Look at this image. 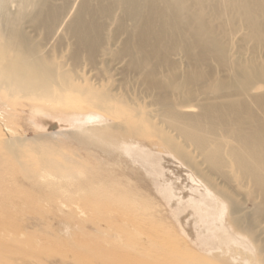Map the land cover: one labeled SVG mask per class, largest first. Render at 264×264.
I'll list each match as a JSON object with an SVG mask.
<instances>
[{
	"label": "bare ground",
	"instance_id": "bare-ground-1",
	"mask_svg": "<svg viewBox=\"0 0 264 264\" xmlns=\"http://www.w3.org/2000/svg\"><path fill=\"white\" fill-rule=\"evenodd\" d=\"M1 9L0 104L72 115L110 149L147 141L167 155L159 180L190 241L216 243L186 255L134 222L119 244L75 236L85 254L70 253L76 264H264V0H3ZM40 164L65 196L59 212L114 199L71 182L80 176L71 166ZM10 193L24 196L0 183V213L14 205ZM14 225L0 221V264L48 255Z\"/></svg>",
	"mask_w": 264,
	"mask_h": 264
},
{
	"label": "rangeland",
	"instance_id": "rangeland-1",
	"mask_svg": "<svg viewBox=\"0 0 264 264\" xmlns=\"http://www.w3.org/2000/svg\"><path fill=\"white\" fill-rule=\"evenodd\" d=\"M1 6L3 0H0V21ZM23 25L28 35V25ZM5 102L9 107L0 104L3 114L0 116V183L7 181L24 196L8 194L15 202L9 211L0 213L6 214L0 215V221L12 220L15 227L27 231L28 247L44 244L50 248L46 256L28 258V264H76L70 257V253L81 254L75 236L91 247L102 239L119 244L118 231H131L134 222L141 229L162 236L186 255H208L211 251L208 247L215 249L216 243H192L190 235L182 229L184 215L175 212L161 187V160L166 154L147 141H135L120 150L110 149L79 133L72 115L45 116L46 111L37 114L35 111L40 106L19 98ZM46 160L78 171L80 176L71 182L87 193L101 192L114 199L102 200L100 211L87 209L86 214L73 216L65 214L66 209L59 212L57 202H65V196L42 180L45 173L41 172L40 163ZM56 183L62 182L57 180L52 184ZM43 194H52V199L43 198ZM26 195L28 204L24 205L21 201ZM256 203L247 204L246 210ZM121 205L129 209L126 214H118ZM98 253L107 256L102 251ZM109 253L112 258L116 252ZM64 257L67 259L63 260ZM93 261L89 264H95Z\"/></svg>",
	"mask_w": 264,
	"mask_h": 264
}]
</instances>
